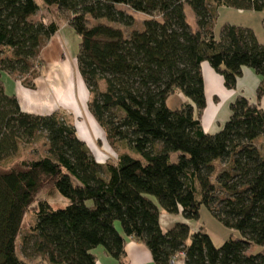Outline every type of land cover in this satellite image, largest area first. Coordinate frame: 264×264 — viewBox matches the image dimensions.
Returning a JSON list of instances; mask_svg holds the SVG:
<instances>
[{
    "label": "trees",
    "instance_id": "obj_1",
    "mask_svg": "<svg viewBox=\"0 0 264 264\" xmlns=\"http://www.w3.org/2000/svg\"><path fill=\"white\" fill-rule=\"evenodd\" d=\"M0 0V69L27 76L33 90L35 62L58 24L34 21L41 10L66 13L80 38L77 70L90 98L88 111L111 148L114 161L98 163L76 128L57 111L24 112L0 78V264H96L102 247L124 264L123 236L145 245L155 264H264V46L253 31L231 24L213 32L220 8L264 11V0ZM123 7V8H120ZM185 7L195 18L192 30ZM128 8L129 10H126ZM129 11L148 18L131 28ZM202 63L233 90L242 69L261 78L254 101L239 97L215 134L205 133ZM181 94L186 102L169 109ZM42 138L44 155L9 169L3 165ZM46 187L68 200L52 209L39 199ZM241 238L219 247L183 222L163 230L162 212L198 221L201 207ZM33 221L22 232L25 214ZM117 226H119L121 233Z\"/></svg>",
    "mask_w": 264,
    "mask_h": 264
},
{
    "label": "rangeland",
    "instance_id": "obj_2",
    "mask_svg": "<svg viewBox=\"0 0 264 264\" xmlns=\"http://www.w3.org/2000/svg\"><path fill=\"white\" fill-rule=\"evenodd\" d=\"M35 1L39 5L42 4L41 0ZM126 10L129 9L126 8ZM129 13L133 16L135 22L131 28L123 27L126 33H129L130 30L141 28L143 21L148 18L147 16L140 13H135L132 11H129ZM185 15L188 25L192 30H194L196 28L195 18L192 10L189 7H185ZM67 17L68 15L66 13L59 12L55 7H52L49 11H39L33 18L34 21H44L46 24L53 21L56 22L60 27L59 36L55 39V45H58L59 47L55 46V48H57L55 49L54 46H52L51 50L47 49L48 45L46 44V46L43 47L41 51L39 59H37V61L35 62L37 66L36 70L39 72V77L34 81V86L37 85V88L34 89L38 90V88L40 89V85L45 84L48 87L52 86L51 88L53 89V91H56L57 94L61 91L64 92V90L65 92H69L70 89L72 90V93H74L77 99L79 109L76 107L77 110L75 112L72 109H67L60 106L55 109V111H57L62 117L66 118L67 121L76 128L78 137L84 138V135L82 136L83 131L80 127H82L83 125L86 127L88 126V128L90 129L89 136L91 140H88L89 145L88 141L86 142L87 144H85L88 145L92 150L91 152L95 160L100 164H104L108 161H114L116 155L123 152V147L119 146L115 149L110 147L108 141L106 140L104 132L88 111L87 102L90 98V95L82 79L80 78L75 62V58L79 51L80 38L74 31V29L68 23H66ZM225 24L242 26L252 30L258 42L264 46V11H238L231 8H220L217 20L215 21L213 28V32L216 38L219 37L220 29ZM45 55L51 62L54 61V58L55 60H60V62L64 64V71L62 75L60 73L54 72V69L58 70V68H56V66H52L49 62H47ZM53 72L55 74H53ZM51 75H54V80H52ZM26 77L27 76L22 75L12 76L8 72L0 69V78L4 82L5 89L8 92L11 87L15 85L14 80L22 84ZM245 94L248 96V91H246ZM178 104H180L178 96H174L169 100L167 106L169 109H175L177 108ZM229 116V105L224 106L222 101L220 110L217 112V119L219 121L224 120L222 121L224 123H222V126L218 129V131L223 128L224 124L228 121ZM92 124L94 125L95 129L97 128V132H95L91 127ZM218 131H214L212 134H215ZM43 142L44 140L40 138L39 140L34 141L31 144L22 145L17 154L7 160V162L3 165V168L9 169L19 162L40 158L44 155L45 151L43 148ZM37 197L41 200L47 201L50 207L54 210L64 208L68 204V200L61 196L55 190V188L51 187H44L39 192ZM199 213V220L197 222L193 221V224L196 226L192 227L191 231L195 232L197 230H201L202 232L206 233L212 239L215 246H221L223 242L228 239L237 240L241 238L238 232L229 230L225 228L221 223H219L205 207L202 206ZM31 221H33V216L30 212H28L27 214H25L22 222L21 234L26 233ZM168 224L169 223L164 221L165 226H168ZM248 252L251 254H264V246L252 245Z\"/></svg>",
    "mask_w": 264,
    "mask_h": 264
},
{
    "label": "crops",
    "instance_id": "obj_3",
    "mask_svg": "<svg viewBox=\"0 0 264 264\" xmlns=\"http://www.w3.org/2000/svg\"><path fill=\"white\" fill-rule=\"evenodd\" d=\"M59 32H60V27L58 29V32L48 41L47 49H51L52 46H54V48L55 46H58L55 45V39L56 37L59 36ZM45 58L46 61L49 62L52 66H56V68H58V70L54 69L55 73L57 72L60 73L61 75L63 74L64 64L60 62V60L58 59L55 60L53 58L54 61L51 62L46 57V55ZM201 68L204 79V90L206 97V108L201 117V126L205 133L212 134L214 131H218V129L222 126V123H224L222 122L224 120L219 121L217 119V112L220 110L221 102L223 101L224 106H226L239 97H245L251 101H254L256 90L261 83V78L253 70L249 68H243L241 76L240 78H238L235 89L228 90L224 86L223 78L220 75H218L209 66L208 63H202ZM54 72L53 74H55ZM54 78L55 77L53 75L52 80H54ZM14 82L15 85L11 87L9 92L6 89L5 91L6 93L15 95L17 97L20 107L24 112L38 114V115H49L53 113L55 109H57L60 106L67 109H72L75 112L77 110L76 107L78 108L77 99L74 93H72L71 89L69 90V92L68 91L65 92L64 90V92L61 91L60 93L57 94V92L53 91V89L51 88L52 86L48 87L45 84L40 85V89L38 88V90L35 89L29 90L24 86H22L20 82L15 80ZM4 88H5V84H4ZM35 88H37V85H35ZM246 91H248L249 93L248 96L245 94ZM174 96H178L180 102V104L177 105V108L186 102V99L183 97V95L176 94L168 98L167 104L169 100ZM260 107L264 109V99L261 100ZM83 135L84 134H82V136ZM78 138L86 143L84 138L82 137H78ZM257 145L264 155L263 137L258 138ZM164 221L169 223L168 226L164 225ZM178 222H183L188 224L190 229L196 226L193 224V221H186L179 214L176 216H171L162 212L160 215V224L163 230H167L171 228L173 224ZM117 228L121 233L119 226H117ZM123 238L125 240V246H124L125 254L122 259V262L124 264H155L150 251L145 247L143 243L136 241L133 238H128L125 236H123ZM92 254L95 258L96 264H116L115 260L111 256H109L105 252V250L100 246L93 249ZM24 261L25 264H47L41 258L24 259ZM174 264H184L183 256L178 255L175 258Z\"/></svg>",
    "mask_w": 264,
    "mask_h": 264
},
{
    "label": "bare ground",
    "instance_id": "obj_4",
    "mask_svg": "<svg viewBox=\"0 0 264 264\" xmlns=\"http://www.w3.org/2000/svg\"><path fill=\"white\" fill-rule=\"evenodd\" d=\"M94 124V123H93ZM91 125V127L94 129V131L95 132H97L96 130H97V128L95 129V127H94V125ZM81 129H82V131H83V134H84V138H86V139H84L86 142L89 140H91V138H90V129L88 128V126L86 127V126H82V127H80ZM89 141H88V145H89ZM87 144V143H86ZM89 147V146H88ZM89 149H90V147H89ZM91 150V149H90ZM92 151V150H91Z\"/></svg>",
    "mask_w": 264,
    "mask_h": 264
},
{
    "label": "built area",
    "instance_id": "obj_5",
    "mask_svg": "<svg viewBox=\"0 0 264 264\" xmlns=\"http://www.w3.org/2000/svg\"><path fill=\"white\" fill-rule=\"evenodd\" d=\"M172 262L174 263V260Z\"/></svg>",
    "mask_w": 264,
    "mask_h": 264
}]
</instances>
